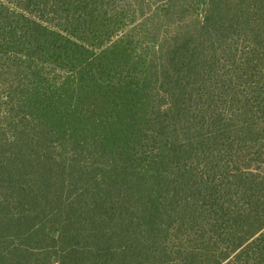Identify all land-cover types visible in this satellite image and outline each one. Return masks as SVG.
I'll return each mask as SVG.
<instances>
[{"label":"trees","instance_id":"trees-1","mask_svg":"<svg viewBox=\"0 0 264 264\" xmlns=\"http://www.w3.org/2000/svg\"><path fill=\"white\" fill-rule=\"evenodd\" d=\"M0 264H264V0H0Z\"/></svg>","mask_w":264,"mask_h":264}]
</instances>
